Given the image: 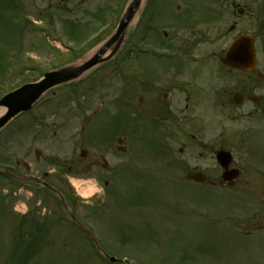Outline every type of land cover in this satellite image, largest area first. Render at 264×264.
<instances>
[{
    "label": "rangeland",
    "instance_id": "1",
    "mask_svg": "<svg viewBox=\"0 0 264 264\" xmlns=\"http://www.w3.org/2000/svg\"><path fill=\"white\" fill-rule=\"evenodd\" d=\"M183 1L169 0L173 13ZM213 1L191 2L199 11H209ZM235 1L248 6L260 3L264 14V0ZM115 4L116 0H0V99L56 65H66L74 58H79L77 63L86 60L94 52L92 48L117 28L118 21L106 29ZM21 12L33 20L23 30ZM36 21L49 25L40 27ZM88 38V46L80 50L79 43ZM55 41L63 47L58 44L57 49ZM127 76V60L119 57L89 72L75 86L55 89L0 134V158L16 171L28 164L36 172L41 171L44 159L52 158L57 165L69 157L79 160L82 150L91 157L100 153L104 144L83 141L81 126L93 117V135L114 127L110 116L95 114L101 101L106 104L111 100L113 89L120 104L127 106V83L123 80ZM36 119L42 121L41 127L34 123L29 128ZM135 119L137 133L130 153L107 155L111 166L119 168L110 189L103 192L94 176H70L75 185L82 183L80 190L94 193L83 213L103 251L118 259L127 257L131 264H264V160L243 165L244 175L234 188L238 192L207 190V186L189 183L188 175L197 167L210 180L219 179L216 160L200 146L187 144L178 131L170 130L179 138H166L169 131L157 125H161L160 117L147 114ZM203 120L208 121L207 117ZM191 121V117L184 121L185 132L193 130ZM132 123L129 120L120 126L128 129ZM228 125L231 129L236 123L229 121ZM141 130L146 133L144 141ZM36 152L44 157L40 162ZM233 153L236 163H241L242 152L235 149ZM20 189L0 178V264H107L98 258L84 234L56 224L53 216L51 225L42 224L37 199L27 193L15 197ZM19 203L28 208L24 218V213L16 211ZM26 252L31 257L25 263Z\"/></svg>",
    "mask_w": 264,
    "mask_h": 264
},
{
    "label": "flooded vegetation",
    "instance_id": "2",
    "mask_svg": "<svg viewBox=\"0 0 264 264\" xmlns=\"http://www.w3.org/2000/svg\"><path fill=\"white\" fill-rule=\"evenodd\" d=\"M191 1L184 0L183 6L176 7L177 13L172 12L173 2L169 0L147 4L145 14L131 33L130 44L124 47L127 51L118 55L127 60L128 76L123 80L127 83L128 100L123 109L132 118L131 127L126 129L117 123L123 105L113 89L111 100L106 104L101 101L96 114L110 116L113 122L110 126L114 127L107 126L92 137L84 135L86 129L81 130L86 143L93 139L104 144L100 153L91 157L87 151L85 155L80 153L79 160L69 157L56 165L52 158L44 159L38 152L36 160H45L41 171L35 172L28 164L22 166L18 184L33 190L38 198L37 205L43 207L39 215L42 223L56 212L55 196L59 199L50 187L61 193L79 219L82 214L78 208L89 205L70 187V176H94L102 184L103 192L110 189L119 168L111 166L107 155L121 150L125 154L133 149L137 116L160 117V128L169 131L165 132L166 138L174 135L170 130L178 131L187 144L200 146L212 159L218 151L232 152L229 169L239 170L241 176L245 172L244 164L254 165V161L264 160L261 155L264 151V14L260 3L248 6L235 0H214L209 11H199ZM240 37H249L255 46L257 63L251 72L224 63L229 47ZM188 117L193 128L189 133L184 130ZM206 117L208 121L203 120ZM229 121L236 123L234 128L230 129ZM216 129L220 130L218 137ZM57 134L55 131L54 135ZM174 136L179 138L177 134ZM160 142L165 145V141ZM235 149L242 152L238 164ZM180 151L183 153L184 149ZM51 166L55 169L51 170ZM192 172L202 170L195 167ZM208 185L232 190L217 177L214 181L209 179Z\"/></svg>",
    "mask_w": 264,
    "mask_h": 264
},
{
    "label": "water",
    "instance_id": "3",
    "mask_svg": "<svg viewBox=\"0 0 264 264\" xmlns=\"http://www.w3.org/2000/svg\"><path fill=\"white\" fill-rule=\"evenodd\" d=\"M142 5L143 0H131L114 36L88 60L80 64L67 66L57 71L50 72L46 74L41 81L26 85L7 95L0 102V106L6 108V113L0 117V132L19 114L31 110L33 105L52 88L63 84L73 83L95 67L112 60L125 42L131 25L138 15ZM107 55L109 56L106 57ZM255 61L256 54L253 43L250 39L243 38L236 41L229 49L225 63L236 69L250 71L252 69L251 65ZM218 160L226 169L231 163V157L228 153H220L218 155ZM0 173L13 177V175L5 168H0ZM237 177L238 174L236 173H226L224 175V181H232ZM191 179L195 182L203 183L207 178L202 174H194ZM70 217L81 229L91 235L85 227L77 223L72 215H70ZM97 246L101 250L98 244ZM101 252L111 262H117L116 259L109 257L102 250Z\"/></svg>",
    "mask_w": 264,
    "mask_h": 264
},
{
    "label": "bare ground",
    "instance_id": "4",
    "mask_svg": "<svg viewBox=\"0 0 264 264\" xmlns=\"http://www.w3.org/2000/svg\"><path fill=\"white\" fill-rule=\"evenodd\" d=\"M4 111L5 110H1L0 111V115H2L3 113H4ZM82 183L80 182V183H76V186H80ZM80 193L84 196V197H86V198H88V197H90V196H92L93 195V191L92 190H86V189H81L80 190Z\"/></svg>",
    "mask_w": 264,
    "mask_h": 264
},
{
    "label": "trees",
    "instance_id": "5",
    "mask_svg": "<svg viewBox=\"0 0 264 264\" xmlns=\"http://www.w3.org/2000/svg\"><path fill=\"white\" fill-rule=\"evenodd\" d=\"M10 1H12V0H10Z\"/></svg>",
    "mask_w": 264,
    "mask_h": 264
}]
</instances>
